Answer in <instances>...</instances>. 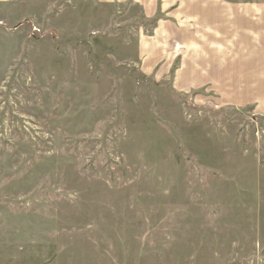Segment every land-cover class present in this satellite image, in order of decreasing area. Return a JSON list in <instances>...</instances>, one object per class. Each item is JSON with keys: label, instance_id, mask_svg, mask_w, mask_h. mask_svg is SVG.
<instances>
[{"label": "rangeland", "instance_id": "rangeland-1", "mask_svg": "<svg viewBox=\"0 0 264 264\" xmlns=\"http://www.w3.org/2000/svg\"><path fill=\"white\" fill-rule=\"evenodd\" d=\"M0 264H264V0H0Z\"/></svg>", "mask_w": 264, "mask_h": 264}]
</instances>
